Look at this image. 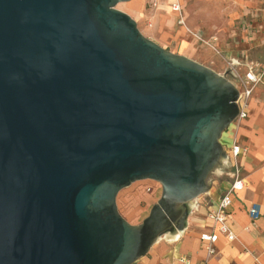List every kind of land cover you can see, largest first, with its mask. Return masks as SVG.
Listing matches in <instances>:
<instances>
[{
    "label": "water",
    "instance_id": "1",
    "mask_svg": "<svg viewBox=\"0 0 264 264\" xmlns=\"http://www.w3.org/2000/svg\"><path fill=\"white\" fill-rule=\"evenodd\" d=\"M0 0V264H132L224 157L237 87L115 8ZM160 183L140 223L119 190Z\"/></svg>",
    "mask_w": 264,
    "mask_h": 264
},
{
    "label": "rangeland",
    "instance_id": "2",
    "mask_svg": "<svg viewBox=\"0 0 264 264\" xmlns=\"http://www.w3.org/2000/svg\"><path fill=\"white\" fill-rule=\"evenodd\" d=\"M159 4L158 0H129L117 3L115 8L134 19L145 37L226 74L239 89L246 83L248 68L256 73L264 71V0H181L186 29L175 25L173 17L159 9ZM253 102L257 109L264 104V74L247 100L245 119L253 111ZM239 127L233 131L229 126L224 132L236 136ZM221 164L222 159L218 166ZM160 193L161 185L155 180L134 181L117 193V209L129 223H140ZM140 260L141 257L132 264Z\"/></svg>",
    "mask_w": 264,
    "mask_h": 264
},
{
    "label": "crops",
    "instance_id": "3",
    "mask_svg": "<svg viewBox=\"0 0 264 264\" xmlns=\"http://www.w3.org/2000/svg\"><path fill=\"white\" fill-rule=\"evenodd\" d=\"M159 3V9L170 14L176 25V14L170 10L169 0H160ZM184 44L182 42V46ZM252 106V113L236 131L238 143L246 147L247 151L240 157V170L245 185L231 196L227 208L229 225L235 238L228 240L218 233L215 243L217 254L207 258L206 264H264V104L259 109L255 102ZM220 143L223 150L229 147L230 134L222 132ZM221 159L222 164H217L207 177V192L189 203L184 220L176 225L174 231L166 232L164 237L158 238L141 257L139 264H196L205 258L206 252L199 235L209 229L206 220L207 203L218 197L231 178L228 158ZM253 203L258 205L260 211V216L255 220H251L248 213ZM177 231L178 237L170 240L167 234ZM182 255L189 259L188 263L178 261Z\"/></svg>",
    "mask_w": 264,
    "mask_h": 264
},
{
    "label": "built area",
    "instance_id": "4",
    "mask_svg": "<svg viewBox=\"0 0 264 264\" xmlns=\"http://www.w3.org/2000/svg\"><path fill=\"white\" fill-rule=\"evenodd\" d=\"M169 8L176 14V23L183 26L184 19L182 17L181 0H169ZM263 74L264 71L256 73L252 70V68H248L245 76L246 83L243 84V88L239 89L234 84L239 91L238 99L236 101L239 112L234 120L229 124V126H233V131L239 127L241 122L247 117V100L251 96L253 86L261 79ZM230 137L231 144L229 147L225 148L223 152L224 157L229 160L231 178L228 181V186L221 191L218 197L207 203L206 220L209 229L207 231H202L199 235L201 245L205 249L206 255L204 259L199 260L196 264H206L207 258L217 254L215 243L218 238V233L223 234L228 240H233L235 238V234L229 225L227 208L231 203V196L242 190L245 185V181L240 170V157L246 153L247 148L238 143L235 134L232 133ZM248 213L251 220L257 219L260 216L258 205L254 203L251 204L248 208ZM178 261L181 263H188L189 259L182 255L178 257Z\"/></svg>",
    "mask_w": 264,
    "mask_h": 264
},
{
    "label": "bare ground",
    "instance_id": "5",
    "mask_svg": "<svg viewBox=\"0 0 264 264\" xmlns=\"http://www.w3.org/2000/svg\"><path fill=\"white\" fill-rule=\"evenodd\" d=\"M181 28L186 29L185 26H182ZM167 235H170V237H168V238H169L170 240H173V239H175L176 237H178L179 232L177 231V232H174V233H168Z\"/></svg>",
    "mask_w": 264,
    "mask_h": 264
}]
</instances>
